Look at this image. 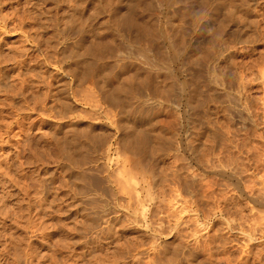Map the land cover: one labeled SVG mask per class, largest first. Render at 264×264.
I'll return each mask as SVG.
<instances>
[{"label":"rangeland","instance_id":"rangeland-1","mask_svg":"<svg viewBox=\"0 0 264 264\" xmlns=\"http://www.w3.org/2000/svg\"><path fill=\"white\" fill-rule=\"evenodd\" d=\"M145 2L0 0V264H264V0Z\"/></svg>","mask_w":264,"mask_h":264},{"label":"bare ground","instance_id":"bare-ground-1","mask_svg":"<svg viewBox=\"0 0 264 264\" xmlns=\"http://www.w3.org/2000/svg\"><path fill=\"white\" fill-rule=\"evenodd\" d=\"M131 1V3H130V7H129V9H128V12L121 18V24H122V27L124 28V29H126V31L127 32H132V33H134L135 35H137L136 37H141L142 35H147V34H149V33H151V31H153V28H152V26L149 24V23H147V21H146V16H145V14H146V12H147V8H149L148 7V4L145 2V0L143 1V0H130ZM150 5V4H149ZM71 17V16H70ZM74 19V18H73ZM66 21V20H65ZM64 21V22H65ZM72 23V17L69 19V20H67L66 22H65V24H64V27L65 28H67V29H65V31L66 30H68V28H69V25ZM73 24V23H72ZM64 31V32H65ZM110 35V34H109ZM107 42L108 41H106L105 39H103V40H101V41H99L97 44H94V45H88L87 47H86V51L85 52H87L88 54L90 53V52H93L94 51V53L93 54H95V51L96 50H102L103 48H104V46L107 44ZM82 45V44H81ZM101 52V51H100ZM25 55V54H24ZM83 56H85V55H83ZM86 58V57H85ZM84 58V59H85ZM93 58H94V56H93ZM99 58V57H98ZM25 69H27L26 67H25ZM93 69V68H92ZM33 71V70H32ZM22 72V71H21ZM20 74V73H19ZM27 74V73H26ZM29 74V73H28ZM34 74H35V72H34ZM21 75V74H20ZM20 75H18L19 77H20ZM27 76V75H26ZM28 77V76H27ZM32 77V79H34L33 78V76H31ZM34 77H37V76H34ZM23 78V77H22ZM38 78V77H37ZM24 79V78H23ZM30 79V78H29ZM28 79V80H29ZM22 80V79H21ZM20 81V80H19ZM36 81H38V79L36 80ZM47 81V80H46ZM21 82V81H20ZM28 82H30V81H28ZM22 83V82H21ZM25 83V82H24ZM23 83V84H24ZM26 84V83H25ZM26 85H28V84H26ZM12 88V87H11ZM16 88V87H15ZM20 88H22L23 89V87H20ZM10 89V88H9ZM13 89V88H12ZM36 89V88H35ZM1 90V89H0ZM15 90V93H18L19 91H17L18 90V88H17V90L16 89H14ZM14 90L12 91V92H14ZM21 90V89H20ZM17 91V92H16ZM26 92V91H25ZM20 94H21V91L19 92ZM50 94V93H49ZM16 96H17V94H15ZM23 95V94H22ZM108 95L110 96V95H112V94H110V91H109V93H108ZM6 96V95H5ZM20 96V95H19ZM18 96V97H19ZM25 96V95H24ZM34 96V95H33ZM28 97V96H27ZM36 97V96H35ZM33 98V97H32ZM23 99V98H22ZM9 100V99H8ZM13 102V101H12ZM31 102V101H30ZM2 104V103H1ZM28 104V103H27ZM71 104V103H70ZM2 105H4V104H2ZM6 105V104H5ZM13 105V104H12ZM11 105V106H12ZM23 106V105H22ZM7 106H5V108H6ZM13 110V109H12ZM31 110V109H30ZM45 110V109H44ZM25 111V110H24ZM2 115V114H1ZM134 125L135 126H129L128 127V131H127V133H128V136H129V138L132 140V144H133V146H135L138 150H146L147 149V143L149 142V140H150V138H151V136H152V130H153V126H152V123H151V121L149 120V119H146L145 117L144 118H140L139 119V123H137V125L134 123ZM154 136V135H153ZM75 138V137H74ZM65 139V138H64ZM63 139V140H64ZM68 140V139H67ZM76 140V139H75ZM75 140H73V141H75ZM70 141V140H69ZM66 141V143H65V147L64 148H62L63 149V151L65 152V153H67V154H71V153H69L70 151V147H71V142L72 141ZM154 141V140H153ZM79 142V141H78ZM75 144L76 145H78V143H77V141H75ZM80 144V143H79ZM68 145V146H67ZM76 145H75V147H76ZM92 145V144H91ZM57 146V145H56ZM80 146H78L77 148H79ZM59 148V147H58ZM72 148V147H71ZM76 148V149H77ZM74 149V148H73ZM149 149V148H148ZM49 150V149H48ZM73 151V150H72ZM71 151V152H72ZM82 151V150H81ZM211 151V150H210ZM63 152V153H64ZM144 152V151H143ZM76 154V153H75ZM232 155V154H231ZM214 156V155H213ZM75 157V156H74ZM67 158V157H66ZM82 157H76V159H81ZM222 159V158H221ZM78 160V161H79ZM78 161L76 160V162L78 163ZM81 163V162H80ZM237 163V162H236ZM75 164V163H74ZM79 165V164H78ZM248 165V164H247ZM247 165H246V167H247ZM78 167V166H77ZM82 167V166H81ZM79 168V167H78ZM249 168V167H248ZM251 173V172H250ZM250 173H248V174H250ZM255 173V172H254ZM180 175V174H179ZM252 175V174H251ZM250 176V175H249ZM252 177H254V176H250V178H252ZM179 178V177H178ZM240 179V178H239ZM254 180V179H253ZM252 182V181H251ZM250 182V183H251ZM246 183H248V182H246ZM260 183V182H259ZM249 184V183H248ZM51 185V184H50ZM250 185V184H249ZM47 186V185H46ZM44 187V186H43ZM55 187V186H54ZM119 187V186H118ZM251 187V186H250ZM257 188V187H256ZM54 189V188H53ZM134 189V188H133ZM142 189H144V187L142 188ZM150 189V188H149ZM258 189V188H257ZM52 190V189H51ZM117 190H119V188L117 189ZM147 190V189H146ZM252 190V189H251ZM255 190V189H254ZM52 192V191H51ZM122 192V191H121ZM147 192V191H146ZM67 193V192H66ZM123 193V192H122ZM135 194V193H134ZM159 194V193H158ZM12 195V194H11ZM116 196V195H115ZM114 196V197H115ZM160 196V195H159ZM140 197V196H139ZM146 197V196H145ZM174 199V198H173ZM227 199V198H226ZM233 199V198H232ZM138 200H140L139 198H138ZM145 201H147V200H145ZM130 202V201H129ZM140 202L141 203H143V201H141L140 200ZM218 202V201H217ZM24 203V202H23ZM118 204V203H117ZM164 204V203H163ZM162 204V205H163ZM226 204V203H225ZM255 204V203H254ZM135 205V204H134ZM141 205V204H140ZM139 205V206H140ZM243 205H244V203H243ZM127 206V205H126ZM118 207H119V205H118ZM134 207V206H133ZM212 207V206H211ZM224 207V206H223ZM117 208V207H116ZM186 208V207H185ZM134 209V208H133ZM146 209V208H145ZM254 209L255 210H257L255 207H254ZM142 210H144V208L142 209ZM250 210H252V209H250ZM22 211V210H21ZM221 211V210H220ZM134 212V211H133ZM182 212V211H181ZM181 212H179V213H181ZM253 212H255V211H253ZM24 213V212H23ZM182 214V213H181ZM250 214H252V213H250ZM127 215V214H126ZM180 215V214H179ZM261 215H264V213L262 214V211H261ZM183 216V215H182ZM252 216V215H251ZM206 217V216H205ZM124 218H126V217H124ZM85 219V218H84ZM176 219V218H175ZM174 219V220H175ZM123 220V219H122ZM258 220V219H257ZM260 220L262 221L263 219H261L260 218ZM110 221V220H109ZM261 221H260V223H261ZM264 221V220H263ZM181 223H183V221L181 222ZM262 224V223H261ZM119 225V224H118ZM176 225H178V224H176ZM264 228V227H263ZM108 229V228H107ZM114 229V228H113ZM109 230V229H108ZM108 230H107V232H108ZM117 230V229H116ZM111 231V230H110ZM263 232V231H262ZM263 234V233H262ZM110 235V234H109ZM128 246V244L126 245V247ZM131 249V248H130ZM129 249V250H130ZM119 253V252H118ZM123 253V252H122ZM262 253V252H261ZM120 254V253H119ZM214 255V254H213ZM117 256V255H116ZM121 257V256H120ZM92 258H94V257H92ZM116 258V257H115ZM96 259V258H95ZM99 259V258H98ZM97 259V260H98ZM100 262V261H99ZM98 262V263H99ZM117 262V261H116ZM237 263V262H236ZM113 264H114V261H113Z\"/></svg>","mask_w":264,"mask_h":264}]
</instances>
